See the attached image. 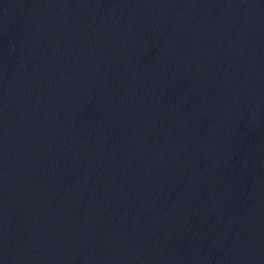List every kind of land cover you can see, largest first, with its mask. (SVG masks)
I'll return each instance as SVG.
<instances>
[{
  "label": "water",
  "instance_id": "95a60500",
  "mask_svg": "<svg viewBox=\"0 0 264 264\" xmlns=\"http://www.w3.org/2000/svg\"><path fill=\"white\" fill-rule=\"evenodd\" d=\"M0 264H264V0H0Z\"/></svg>",
  "mask_w": 264,
  "mask_h": 264
}]
</instances>
